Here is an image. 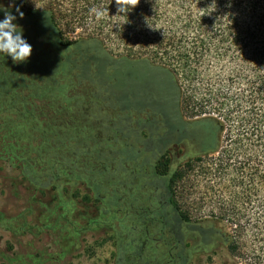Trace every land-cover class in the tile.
<instances>
[{
  "label": "trees",
  "instance_id": "16d2710c",
  "mask_svg": "<svg viewBox=\"0 0 264 264\" xmlns=\"http://www.w3.org/2000/svg\"><path fill=\"white\" fill-rule=\"evenodd\" d=\"M135 2L126 17L115 0H0L32 45L26 62L0 54V158L109 213L92 236L114 264L235 253L264 236V0ZM182 146L191 171L236 174L222 214L183 208Z\"/></svg>",
  "mask_w": 264,
  "mask_h": 264
},
{
  "label": "rangeland",
  "instance_id": "374dc122",
  "mask_svg": "<svg viewBox=\"0 0 264 264\" xmlns=\"http://www.w3.org/2000/svg\"><path fill=\"white\" fill-rule=\"evenodd\" d=\"M190 149L182 146L169 152L173 162L180 161L184 173L187 172L180 183L181 204L193 218L218 216L226 208L224 202L239 192L234 185L236 174L233 170L226 174L213 170L203 176L198 167L191 171V163H185L192 153ZM214 156L218 158L219 154ZM11 163L0 158V264H114L108 261L112 246L108 242L98 246L92 236V228L100 229L102 221L112 220L109 213L101 215L95 206L86 205L70 194L52 191L41 195L27 188L19 169ZM194 163L200 165L198 161ZM105 207L110 211L115 208L111 202ZM223 224L232 235L238 234L234 223ZM243 234L237 252L218 247L191 264H264V236Z\"/></svg>",
  "mask_w": 264,
  "mask_h": 264
},
{
  "label": "clouds",
  "instance_id": "9594fccd",
  "mask_svg": "<svg viewBox=\"0 0 264 264\" xmlns=\"http://www.w3.org/2000/svg\"><path fill=\"white\" fill-rule=\"evenodd\" d=\"M118 5V12L127 17V13L138 2L135 0H115ZM216 5L212 7L206 14H211L215 11ZM0 11H4V18L0 20V54H7L13 62H26L32 53V45L27 42V39L22 34V28L14 23L16 15L0 7ZM16 11L20 17L23 13L17 7ZM97 20L103 19L105 11L103 9H92Z\"/></svg>",
  "mask_w": 264,
  "mask_h": 264
}]
</instances>
